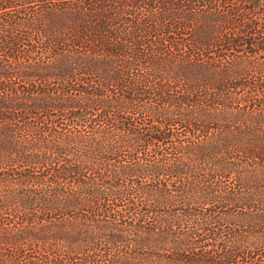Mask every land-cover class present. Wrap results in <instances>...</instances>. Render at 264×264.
<instances>
[{"label":"trees","instance_id":"1","mask_svg":"<svg viewBox=\"0 0 264 264\" xmlns=\"http://www.w3.org/2000/svg\"><path fill=\"white\" fill-rule=\"evenodd\" d=\"M167 243L264 264V0H0V264Z\"/></svg>","mask_w":264,"mask_h":264},{"label":"rangeland","instance_id":"2","mask_svg":"<svg viewBox=\"0 0 264 264\" xmlns=\"http://www.w3.org/2000/svg\"><path fill=\"white\" fill-rule=\"evenodd\" d=\"M144 184H146V185L148 184V186H150L149 182L145 181V179H144ZM140 196H142V194L139 195V197L137 199V202H138L139 205L141 204L142 213H145V212L149 211L150 209H149L148 205L144 204V200H143V198H140ZM134 199H136V198L134 197ZM220 206H221V204H219V203L215 204L214 206H210L209 205L207 208H205L206 211H204L203 207H198V206L194 207L193 205L190 206L187 203L178 204V206L175 207L174 213L179 215L181 217V220H180L179 224L177 223L176 224L177 226H175V228H173L174 232H176V234H178V236H180L181 238H184L185 235L190 233L192 231V229L195 228L194 231L196 232V234L200 235L199 237L204 239L207 236V235L205 236L203 234V233H205L204 229H206V228H204L203 226L202 227L201 226H194L193 223H191V220H189L192 217L189 216L188 213L190 212L191 208H192V210L194 209V210L199 211L200 215H203L204 213L205 214L209 213V210H210V212L215 211V214H217L220 217H223L225 213L231 211L230 208H226L225 209V208L220 207ZM125 207H126V205H125ZM167 210L170 211L169 208H167ZM232 213H233V211H232ZM144 218L146 219V221H145V223H146L148 220L155 219L156 217H154L153 215L145 217V215H144ZM225 219L227 221H230V218L226 217ZM215 227H217L219 229V231L222 232L220 237H222V235L224 234L225 230H227L228 228H231L230 224H228V222H223V220H220L219 222L213 224V226L211 225V226L207 227V229L209 228V229H213V231H215ZM204 241H207V240H204ZM208 243H210V242H208ZM147 248L142 249L141 252L144 255H146V256L154 254L153 256H155L154 257V262L155 263L166 264L168 262H171L170 260L173 261L176 253L177 254L181 253V254L187 256L188 258H192L191 253L187 252V249L189 250L190 248H184L185 251L184 250H178V249L173 248L168 243H167V245H164V246H162V245L161 246H157L156 245V247H153L151 249H147ZM179 248H182V247L180 246ZM122 250H127V252H131V253H133V251H134V249H132V248L129 251L128 246H127V248H125L123 246ZM204 251L209 253V254H215V252H216L214 246H208L206 248V250H204ZM197 252H201V250H197ZM151 258L152 257H148L147 261L149 262L151 260ZM62 262L64 264V263L67 262V260L62 261ZM141 263H143V262H141Z\"/></svg>","mask_w":264,"mask_h":264}]
</instances>
